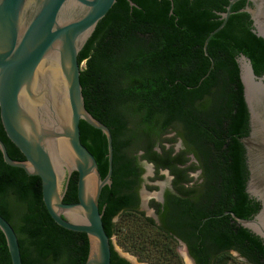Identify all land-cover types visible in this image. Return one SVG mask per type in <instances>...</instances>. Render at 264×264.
Here are the masks:
<instances>
[{
    "label": "trees",
    "instance_id": "16d2710c",
    "mask_svg": "<svg viewBox=\"0 0 264 264\" xmlns=\"http://www.w3.org/2000/svg\"><path fill=\"white\" fill-rule=\"evenodd\" d=\"M117 0L98 23L79 54L81 83L88 111L106 124L113 137L112 184L103 187L99 207L107 234L116 221H133L127 239L152 264H183L177 239L189 245L198 264H230V250L248 264H264V242L234 222L225 211L249 218L258 203L245 192L247 171L239 138L248 132L237 56L244 53L257 74L264 73V39L251 28L241 2L227 23L220 12L229 0ZM222 2V4H221ZM225 5V6H222ZM220 11V12H219ZM219 12V13H217ZM81 141L95 156L102 177L107 173L103 132L80 122ZM173 136H168L169 134ZM0 138L15 160L25 157L7 137L0 118ZM181 139L184 147L175 152ZM188 154L198 165L185 166ZM140 159L169 168L182 195L169 194V229L136 209L143 168ZM188 169H202L192 188ZM74 172L65 202L77 201ZM0 214L17 232L23 264H84L89 240L84 232L65 229L50 216L41 179L5 163L0 151ZM174 234H171L170 231ZM0 264H12L0 229ZM111 264H131L112 245Z\"/></svg>",
    "mask_w": 264,
    "mask_h": 264
},
{
    "label": "water",
    "instance_id": "95a60500",
    "mask_svg": "<svg viewBox=\"0 0 264 264\" xmlns=\"http://www.w3.org/2000/svg\"><path fill=\"white\" fill-rule=\"evenodd\" d=\"M116 1L0 0V118L7 137L25 158L13 159L1 138L0 151L6 164L40 177L44 204L58 225L86 233L89 252L84 264H111L113 241L105 229L99 200L103 187L112 184L114 150L110 128L86 108L78 57ZM238 1L229 0L220 12L222 22L204 41L210 70L214 60L208 43L227 23ZM247 1L252 5L240 10L249 14L252 31L264 39V0ZM237 63L248 113V132L239 138L247 171L245 192L258 203V210L249 218L229 210L222 215H230L264 242V73L257 74L244 53L238 54ZM81 120L106 137L104 177L95 156L81 141ZM74 172L78 174L77 201L65 202ZM160 185L159 197L164 187ZM147 204L143 199V205ZM0 229L12 264H23L17 232L1 214ZM179 243L192 264H197L186 243L181 239Z\"/></svg>",
    "mask_w": 264,
    "mask_h": 264
},
{
    "label": "rangeland",
    "instance_id": "374dc122",
    "mask_svg": "<svg viewBox=\"0 0 264 264\" xmlns=\"http://www.w3.org/2000/svg\"><path fill=\"white\" fill-rule=\"evenodd\" d=\"M85 64L82 63L81 67H83ZM174 134H170L169 136H173ZM180 139L176 140L175 143L173 144V147L176 151H179L180 148L182 147ZM166 147L170 148V144H166ZM143 166V179L141 182V185L139 187V191L143 197V199H147L150 201L151 196L149 195V192L151 191L148 188V185H155L157 189L155 191L161 189L160 183H163L164 187L166 185H169V176L167 172L163 171L164 177L157 179L155 181H152L154 179V176H156V172L154 171V167L149 166L146 163H142ZM193 174V179L194 182L199 181L200 179V172L195 171L192 173ZM142 210H146V208H142ZM149 215V212H148ZM116 221V232L112 236V241H113V246L115 250L120 254L125 257H127L133 264H152L151 261L145 259L141 255H139L138 252L135 251V249L131 245V241L127 239L128 235L131 233V227H134L133 221H130L127 216L122 219L118 220V218L115 219ZM180 252V257L183 261V264H192V261L190 258L186 255L185 250L183 247H179L178 250ZM231 255L235 258L231 260L230 264H248L247 261L241 257H239V253L235 250H232Z\"/></svg>",
    "mask_w": 264,
    "mask_h": 264
},
{
    "label": "flooded vegetation",
    "instance_id": "af4514ba",
    "mask_svg": "<svg viewBox=\"0 0 264 264\" xmlns=\"http://www.w3.org/2000/svg\"><path fill=\"white\" fill-rule=\"evenodd\" d=\"M240 1H242L240 9L244 8L246 5H252L251 2H248L247 0H240ZM221 4H222V2H221ZM222 6H225V5H222ZM219 12H217V13H219ZM221 12H223V11H221ZM241 12H244V11H241ZM249 20H250V25H251V28H252V21L250 19V16H249ZM180 141H181V143H179V144L182 145V147L180 148V150H181L184 147V143H183V141L181 139H180ZM170 145L173 146V144H170ZM174 151L178 152L175 149H174ZM188 157H189V160L187 161L185 166L191 168V166L198 165V160H197V158H196V156L194 154H188ZM144 161H146L148 164H151L154 167V171L156 172V174H155L156 176H154V179H152V181H155L157 179H160V178L164 177L163 171L167 172L170 181H169V185H166L165 187H163V191H162L161 197H159V195H158V192H159L160 189L155 191V189H157V187L155 185H151V184L148 185V188L151 190L149 192V195L151 196V198H150V201L148 200L147 206L143 205V197H142L140 191H138V202H137V205H136V209L139 210V211L144 212L147 217L153 218L158 225L165 226L167 229H169L168 219H169V217H171L172 209L169 208V202L167 201L168 195L169 194H176V195H181V196H184V195H182V193L176 188V186L174 184L175 176H174V174H172V172H171V170L169 168H161L160 170L157 171V168H156L155 164L152 163V162H149L147 159L146 160L145 159H140L141 166H142V163ZM142 168H143V166H142ZM195 171L200 172L199 181H201V176L203 174L202 169H196V170L188 169L187 174H188V178L190 179V181L188 183H186V187H188V188H192V186L195 183L199 182V181L194 182L192 173L195 172ZM142 179H143V174H142ZM143 207L146 208V210L143 211L142 210ZM148 212H149V215H148ZM116 218L117 217H115V219ZM115 219H114V221H115ZM170 233L174 234V232L172 230L170 231ZM174 235H176V234H174ZM175 238L177 239V242H178V245H177V250H178V248L181 247V245L179 243V239L180 238L178 236H175ZM186 247H187L188 252L191 254L190 249H189V245L187 243H186ZM231 251L232 250H230V252ZM179 254H180V252H179ZM238 255L240 257V254H238ZM193 258L196 261V263L198 264V262H197V260L195 259L194 256H193ZM241 258L247 260L245 257L241 256ZM209 264H216L214 262V257H211V259L209 261Z\"/></svg>",
    "mask_w": 264,
    "mask_h": 264
}]
</instances>
